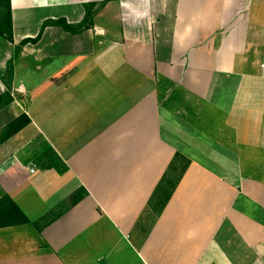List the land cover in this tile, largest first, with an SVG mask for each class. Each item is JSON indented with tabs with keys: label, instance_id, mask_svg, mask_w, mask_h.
<instances>
[{
	"label": "crops",
	"instance_id": "0c3cea01",
	"mask_svg": "<svg viewBox=\"0 0 264 264\" xmlns=\"http://www.w3.org/2000/svg\"><path fill=\"white\" fill-rule=\"evenodd\" d=\"M106 1L11 0L0 264H264V0Z\"/></svg>",
	"mask_w": 264,
	"mask_h": 264
},
{
	"label": "trees",
	"instance_id": "16d2710c",
	"mask_svg": "<svg viewBox=\"0 0 264 264\" xmlns=\"http://www.w3.org/2000/svg\"><path fill=\"white\" fill-rule=\"evenodd\" d=\"M114 1V0H107L104 4L100 7H96L95 5L92 7L87 8V14L84 22L79 26H71L66 21H58L53 22L51 24L55 26L62 27L67 32L72 34H79L83 30H88L93 27L94 25V17L98 13L99 9H102L106 6L107 3ZM49 24H45L46 28ZM44 30V29H43ZM0 37L7 39L9 42L13 43V20H12V5L11 0H0ZM41 38L38 37L35 40L25 41L23 44H27L28 42L37 43ZM14 69L12 64L9 66L6 75L4 76L3 80L8 88V92L0 97V112L7 106L11 105L14 102V98L11 95V81L13 79ZM31 123L30 118L22 114L18 118L14 119L10 122L0 134V143L8 140L18 132H20L23 128ZM84 192V193H83ZM87 196V192L79 191L71 197L70 204H76L77 202L81 201ZM5 203L8 206L6 208H1L2 204ZM65 206L61 209L60 212L55 214L51 222L59 218L66 210ZM0 228L5 227H12L17 225L28 224L29 220L26 216L19 210V208L13 203L10 198H5L0 202ZM45 225L50 224V219L45 220ZM37 228L42 229V226L37 224Z\"/></svg>",
	"mask_w": 264,
	"mask_h": 264
},
{
	"label": "rangeland",
	"instance_id": "374dc122",
	"mask_svg": "<svg viewBox=\"0 0 264 264\" xmlns=\"http://www.w3.org/2000/svg\"><path fill=\"white\" fill-rule=\"evenodd\" d=\"M23 102H20L19 104H22ZM18 107V106H17ZM10 121V116L7 114L3 113L0 116V134L3 132L4 128L9 124L8 122ZM8 123V124H7ZM7 124V125H6Z\"/></svg>",
	"mask_w": 264,
	"mask_h": 264
},
{
	"label": "built area",
	"instance_id": "2783aa9c",
	"mask_svg": "<svg viewBox=\"0 0 264 264\" xmlns=\"http://www.w3.org/2000/svg\"><path fill=\"white\" fill-rule=\"evenodd\" d=\"M31 172H32V173H34V172H35V170L33 169Z\"/></svg>",
	"mask_w": 264,
	"mask_h": 264
}]
</instances>
